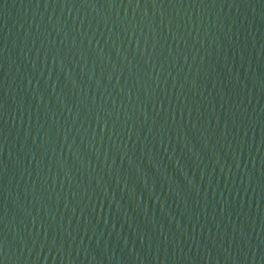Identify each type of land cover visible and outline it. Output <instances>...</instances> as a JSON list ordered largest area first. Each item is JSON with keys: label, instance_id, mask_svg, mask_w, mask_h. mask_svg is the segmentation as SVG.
Listing matches in <instances>:
<instances>
[{"label": "water", "instance_id": "water-1", "mask_svg": "<svg viewBox=\"0 0 264 264\" xmlns=\"http://www.w3.org/2000/svg\"><path fill=\"white\" fill-rule=\"evenodd\" d=\"M0 264H264V0H0Z\"/></svg>", "mask_w": 264, "mask_h": 264}]
</instances>
